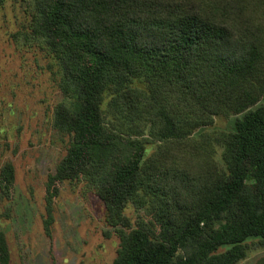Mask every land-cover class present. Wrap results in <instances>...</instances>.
<instances>
[{"label": "trees", "instance_id": "obj_1", "mask_svg": "<svg viewBox=\"0 0 264 264\" xmlns=\"http://www.w3.org/2000/svg\"><path fill=\"white\" fill-rule=\"evenodd\" d=\"M14 1L33 3L29 31L61 69L53 126L69 143L49 218L62 186L84 181L119 238L113 264H238L264 247V0ZM15 184L8 161L0 198Z\"/></svg>", "mask_w": 264, "mask_h": 264}, {"label": "rangeland", "instance_id": "obj_2", "mask_svg": "<svg viewBox=\"0 0 264 264\" xmlns=\"http://www.w3.org/2000/svg\"><path fill=\"white\" fill-rule=\"evenodd\" d=\"M33 10L32 2L14 0L0 8V169L8 161L16 168L13 198H0V232L7 237L11 264H113L120 241L106 223L95 186L67 182L51 218L46 210L48 177L65 156L69 139L53 126L55 109L65 102L61 69L29 31ZM109 116L112 125L114 115ZM235 120L216 118L205 131L230 132ZM215 148L214 158L224 166V147ZM154 150L149 147V153ZM263 259L264 247L251 243L238 264Z\"/></svg>", "mask_w": 264, "mask_h": 264}]
</instances>
